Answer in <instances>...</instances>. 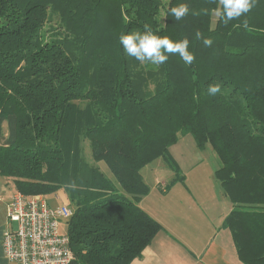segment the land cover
I'll list each match as a JSON object with an SVG mask.
<instances>
[{"label":"trees","instance_id":"16d2710c","mask_svg":"<svg viewBox=\"0 0 264 264\" xmlns=\"http://www.w3.org/2000/svg\"><path fill=\"white\" fill-rule=\"evenodd\" d=\"M222 12L220 0H0V175L26 196L67 193L73 264L141 257L163 229L139 206L151 190L141 171L162 159L167 188L185 183L170 148L187 135L221 163L239 260L264 264V0L227 24ZM145 26L187 38L193 63L127 55L120 35ZM84 140L117 183L86 161Z\"/></svg>","mask_w":264,"mask_h":264},{"label":"crops","instance_id":"0c3cea01","mask_svg":"<svg viewBox=\"0 0 264 264\" xmlns=\"http://www.w3.org/2000/svg\"><path fill=\"white\" fill-rule=\"evenodd\" d=\"M183 139L170 148L171 155L180 164L184 151H179L178 146ZM193 142L195 144L194 140ZM195 166L190 170L194 169L196 172L198 166ZM156 167L158 170L154 172L157 175L170 170L163 160ZM186 175V185L176 183L170 188L167 186L174 178L172 171L167 180L157 181L153 185H149L143 176L151 190L142 198L139 206L157 220L163 229L134 264H243L239 260L230 231L222 228L225 218L232 210V203L216 180L215 171L216 199L212 201L198 198L193 190L196 177L189 172ZM192 176L193 179H189ZM13 192L11 180L0 175V264H12L4 254L3 234L11 225L7 208Z\"/></svg>","mask_w":264,"mask_h":264},{"label":"built area","instance_id":"2783aa9c","mask_svg":"<svg viewBox=\"0 0 264 264\" xmlns=\"http://www.w3.org/2000/svg\"><path fill=\"white\" fill-rule=\"evenodd\" d=\"M73 210L53 208L45 196H26L14 188L7 208L10 226L3 234V249L12 264H73L70 237L61 232Z\"/></svg>","mask_w":264,"mask_h":264},{"label":"rangeland","instance_id":"374dc122","mask_svg":"<svg viewBox=\"0 0 264 264\" xmlns=\"http://www.w3.org/2000/svg\"><path fill=\"white\" fill-rule=\"evenodd\" d=\"M215 17H216V14H215ZM4 131H5V135H7L8 130H7L6 124H4ZM193 140H194L193 137L191 135H188L187 138H184L182 141H180V144L178 146L179 151H184V155L181 158L182 159L181 164L178 163V165L180 164L179 168H180L181 173L185 176V183H182V184L186 185L187 180H188L186 174H188L189 172L190 174L196 177L194 178L193 190L196 192L197 197L202 198L204 200L212 201L216 199V182L214 179V171L216 168L221 166V163L216 153L212 151V149L208 148L205 150H201L197 148ZM82 148H83V154H84L86 161L91 165L99 167L102 173H104L108 178H110L115 183H117L113 174L111 173V171L109 170L105 162H99V163L94 162L91 156V149H90V145L88 141H85V140L83 141ZM160 161L162 160L160 159L154 162L155 164L152 163L146 166L141 171L142 175L144 176L146 182H148L149 185H153L157 181L167 180L170 176V172H171L170 170H165L164 174L160 173V175H157L154 172L156 169L158 170L156 166L157 164L160 163ZM194 165H196L195 167L198 166V168L196 169V172L194 169L190 170V168L194 167ZM158 177H161V178H158ZM190 178L193 179V176L189 177V179ZM199 182L200 183L202 182L203 185L199 184ZM169 184H170V181L168 185ZM196 187H198V189ZM189 190L192 191L190 188ZM45 198L48 201L49 205L53 208H56L63 204L69 206L67 193L63 189H60L57 193L47 195L45 196ZM60 226H61L60 227L61 232H66V229H67L66 224L61 223Z\"/></svg>","mask_w":264,"mask_h":264},{"label":"clouds","instance_id":"9594fccd","mask_svg":"<svg viewBox=\"0 0 264 264\" xmlns=\"http://www.w3.org/2000/svg\"><path fill=\"white\" fill-rule=\"evenodd\" d=\"M255 2L256 0H220V3L223 5L222 15L224 22L227 24L229 21L238 19L249 13L255 6ZM189 11L188 5L182 3L172 8L171 14L179 21L188 15ZM243 23L244 26L247 27V20H244ZM201 35L200 32H197L196 38L200 39ZM119 42L123 45L127 55L134 57L137 61L142 63L150 62L157 66L165 63L169 57L163 54V52L179 54L180 58L189 65H191L195 59L194 54L188 51L189 40L187 38L178 42H173L167 36L159 37L153 34L148 26H145L143 33L133 32L128 35H120ZM203 43L205 46L210 47L212 45V40L204 39ZM220 91L219 85H212L208 88L210 95H215Z\"/></svg>","mask_w":264,"mask_h":264}]
</instances>
